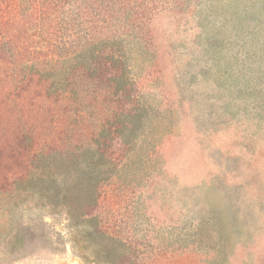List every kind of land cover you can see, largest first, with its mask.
Returning <instances> with one entry per match:
<instances>
[{"label": "rangeland", "instance_id": "1", "mask_svg": "<svg viewBox=\"0 0 264 264\" xmlns=\"http://www.w3.org/2000/svg\"><path fill=\"white\" fill-rule=\"evenodd\" d=\"M71 7L50 27L68 30L42 35L62 46L107 18L135 67L128 156L96 212L76 199L72 220L69 203L0 171V264H264V0L58 9Z\"/></svg>", "mask_w": 264, "mask_h": 264}, {"label": "trees", "instance_id": "2", "mask_svg": "<svg viewBox=\"0 0 264 264\" xmlns=\"http://www.w3.org/2000/svg\"><path fill=\"white\" fill-rule=\"evenodd\" d=\"M66 3L0 0V171H11L14 181L39 188L56 204L69 203L72 220L73 200L94 213L105 198L104 183L126 155L125 130L139 97L130 75L135 67L127 63L128 49L118 29L112 30L114 22H95L90 34L72 32L62 46L42 35L53 32L58 13L73 11L58 9ZM30 21L42 35L38 39L26 34ZM60 21L67 26L72 17ZM103 27L110 33L97 51L95 34Z\"/></svg>", "mask_w": 264, "mask_h": 264}]
</instances>
